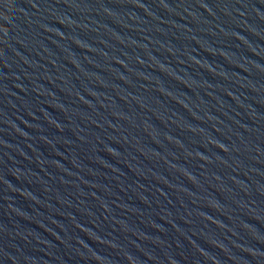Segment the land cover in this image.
Listing matches in <instances>:
<instances>
[{
	"label": "water",
	"instance_id": "1",
	"mask_svg": "<svg viewBox=\"0 0 264 264\" xmlns=\"http://www.w3.org/2000/svg\"><path fill=\"white\" fill-rule=\"evenodd\" d=\"M0 264H264V0H0Z\"/></svg>",
	"mask_w": 264,
	"mask_h": 264
}]
</instances>
